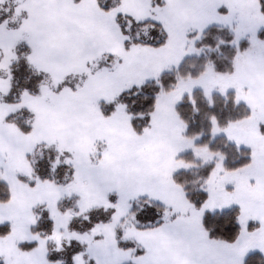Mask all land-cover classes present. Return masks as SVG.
Returning a JSON list of instances; mask_svg holds the SVG:
<instances>
[{
    "label": "snow or ice",
    "instance_id": "1",
    "mask_svg": "<svg viewBox=\"0 0 264 264\" xmlns=\"http://www.w3.org/2000/svg\"><path fill=\"white\" fill-rule=\"evenodd\" d=\"M0 264H264V0H0Z\"/></svg>",
    "mask_w": 264,
    "mask_h": 264
},
{
    "label": "trees",
    "instance_id": "2",
    "mask_svg": "<svg viewBox=\"0 0 264 264\" xmlns=\"http://www.w3.org/2000/svg\"><path fill=\"white\" fill-rule=\"evenodd\" d=\"M197 126H199V119L197 120Z\"/></svg>",
    "mask_w": 264,
    "mask_h": 264
}]
</instances>
